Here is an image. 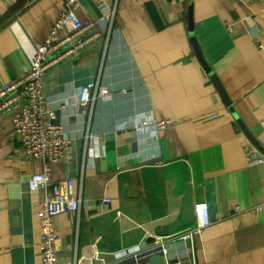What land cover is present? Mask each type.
I'll list each match as a JSON object with an SVG mask.
<instances>
[{"label": "crops", "instance_id": "crops-1", "mask_svg": "<svg viewBox=\"0 0 264 264\" xmlns=\"http://www.w3.org/2000/svg\"><path fill=\"white\" fill-rule=\"evenodd\" d=\"M65 1L0 0V86L30 67ZM105 2L79 0L78 16L94 21L101 35L45 75L55 121L71 141L52 176L63 187L73 179L72 192L84 200L79 210L54 218L59 264H146L151 249L118 259L114 253L148 246L179 214L188 191L195 204L207 202L213 224L197 239L166 242L174 256L168 264H264L263 214L234 210L264 201V160L249 161L243 127L264 154V0ZM108 6L117 8L111 31L99 21ZM193 36L230 104L197 56ZM92 79L112 95L83 110L80 88ZM138 117L171 123L139 132ZM41 167L3 116L0 264L43 263L46 190L29 186Z\"/></svg>", "mask_w": 264, "mask_h": 264}, {"label": "built area", "instance_id": "built-area-1", "mask_svg": "<svg viewBox=\"0 0 264 264\" xmlns=\"http://www.w3.org/2000/svg\"><path fill=\"white\" fill-rule=\"evenodd\" d=\"M106 4L105 0H97ZM79 0H66L65 6L55 18L44 40L37 44L36 53L30 67L21 75L5 81L0 86V120L10 117L15 137L20 141L27 157L35 158L42 167L29 176L31 190L44 188L46 198L40 210L41 232L39 252L42 264H59L60 238L55 228L54 218L66 211L79 210L84 204L82 196L72 192L73 179L65 181L64 187L52 176V165L64 158L71 148V141L60 122L55 121L56 111L51 106L45 91V75L50 67L72 58L89 46H93L101 31L92 20L84 21L77 14ZM117 13L116 6H108L99 21L111 31ZM232 29L231 24H227ZM260 48L263 44L258 45ZM110 88L92 79L81 86L77 103L83 110L93 105L97 98L111 97ZM171 123L170 119L156 120L138 117L133 129L143 132L152 124L154 131L163 129ZM93 140L94 134H87ZM246 154L251 163L264 160V154L248 136L245 140ZM106 202L110 198H105ZM88 204V203H87ZM90 206V204H88ZM194 221L183 230L167 234H156V244L165 246L166 242L194 240L202 236L204 230L213 224L207 202L195 204ZM235 212H260L264 217V201L247 208L234 207ZM148 245L147 247H151ZM141 245L131 246L114 253L115 259L136 250L145 249ZM166 253V249L164 248Z\"/></svg>", "mask_w": 264, "mask_h": 264}, {"label": "water", "instance_id": "water-1", "mask_svg": "<svg viewBox=\"0 0 264 264\" xmlns=\"http://www.w3.org/2000/svg\"><path fill=\"white\" fill-rule=\"evenodd\" d=\"M192 43L194 45V48L196 50L197 56L201 60L202 64L206 68V70L211 75V78L213 82L215 83L216 87L220 91V94L222 95L224 101L228 104L231 103V100L224 88V85L222 84L220 78L214 73V70L206 60L204 53L202 51V48L200 46V43L198 41V38L196 36L192 37ZM243 127L245 128L246 132L248 133L249 137L254 140L252 135L250 134V131L247 130L245 125L243 124ZM262 149V148H261ZM264 151V149H262ZM196 216V210H195V201L190 195V192L186 194L185 201L183 205L181 206L179 214L169 223L165 224L163 227L158 228V232L160 234H167L172 231H175L182 225L192 223ZM155 237L151 238V241L149 242V245H152L151 247H147L144 249V251H148L151 249V253L148 257L145 258L146 264H168L170 261H174V256L169 253V243L163 247V245H155L156 243ZM164 248H166V253L164 252ZM160 249V250H159Z\"/></svg>", "mask_w": 264, "mask_h": 264}]
</instances>
